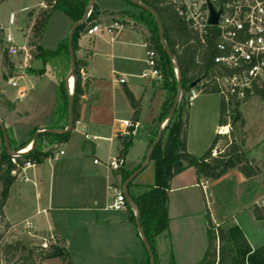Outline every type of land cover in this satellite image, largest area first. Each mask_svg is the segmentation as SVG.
Returning <instances> with one entry per match:
<instances>
[{
  "label": "trees",
  "instance_id": "16d2710c",
  "mask_svg": "<svg viewBox=\"0 0 264 264\" xmlns=\"http://www.w3.org/2000/svg\"><path fill=\"white\" fill-rule=\"evenodd\" d=\"M124 1L140 12V20L147 28V35L134 24L129 25L127 22H121V24L140 31L146 46L153 49L158 56L157 69L162 79L160 88L164 91L165 96L160 112L157 118L152 120V123L158 125L165 120L176 98V94L180 90V97L174 113L164 126L160 141L153 147L149 155V159L154 162L153 185L146 187L138 194L128 193L133 206L138 212L139 223L145 241V245L142 244L145 248L147 259L143 264H149L150 256L153 257L154 264H159L160 259L156 252V239L168 228L169 184L174 176L180 174L186 168H192L198 184L201 181L217 180L231 170H236L243 178L250 179L259 175L260 169L254 164L252 159L247 157L246 152L243 150V140L234 138L232 132H228L227 136H221L216 133L207 151L199 157L187 153V116L192 82L198 79L201 80L199 85L196 86V90L200 94L219 95L217 127L229 126L226 121V114L236 113V107L240 102L234 97H228L227 101H225L223 96L219 94L214 75L223 73V69L213 62V58L216 55L214 48L216 39H211L207 46L193 42L192 34L186 29L184 23L167 0H137L141 4L151 7L160 20L164 40L173 55V61L178 70L179 82H177L172 63L159 44L157 28L152 15L131 2ZM89 2L90 0H42L43 6L38 7L35 14L30 11L26 15L28 19H33L31 30L34 40L29 42L30 58L40 61L43 65H48L58 79L59 104L56 113H59L65 120L67 119L68 95L64 88V78L69 71L67 40L66 38L61 40L53 51L41 48L39 42L53 12L65 15L72 25L81 20ZM96 6L95 3L86 22L79 26L73 34L72 49L74 57L80 35L94 25L92 22ZM53 61L60 62L52 64ZM85 66L86 63L83 60L75 57L72 92L73 123L70 131L65 134L40 133L35 137L31 149L14 157L7 155L2 132H0L1 219H4L3 208L6 205L9 190L24 168L25 163L29 162L33 165H39L51 159L57 146L64 143L73 130L78 118L79 98L86 89V81L80 73ZM10 69H13L11 63L5 62L3 65L4 78L7 77L5 73ZM25 72L30 75H40L42 70L33 72L30 69H26ZM252 91V95L264 99V85L253 87ZM124 95L133 112L132 121L135 123L140 111V103L127 89L124 90ZM61 129L63 130L64 127ZM158 130L157 128L156 133L150 138L148 147L155 140ZM35 133L33 132L26 144L13 148L14 142L10 138V132L5 129L8 148L13 152L24 149L31 143ZM223 140L222 148L218 151L215 150L217 143ZM116 141L118 144L116 159L123 161L128 149L131 147L132 134L130 132L125 135L118 134ZM213 152H215V155H212ZM132 173L133 171L124 172L117 170L113 176L115 178L120 176V183H124ZM130 185L131 182L127 188ZM128 210V221L134 225L135 217L129 207ZM252 213L255 220L264 218L263 212L255 204L252 205ZM205 220L206 249L201 260L194 264H228L232 252L225 245L229 241H231V244L234 245L236 252L241 257L248 258L249 263L247 264H264V243L252 251L238 227H230L228 230H224L219 226H215L211 221L208 210L205 211ZM9 226L11 227L9 223H6V227ZM44 260H57L60 263L71 264L66 248L62 241L58 239H55V243L49 245L46 250H42L40 246H33L29 249L20 240L0 246V264H41V261ZM166 264H174V262L170 259Z\"/></svg>",
  "mask_w": 264,
  "mask_h": 264
},
{
  "label": "rangeland",
  "instance_id": "374dc122",
  "mask_svg": "<svg viewBox=\"0 0 264 264\" xmlns=\"http://www.w3.org/2000/svg\"><path fill=\"white\" fill-rule=\"evenodd\" d=\"M40 2H42V0H0V117H3V114L7 113L11 104L14 105L11 100L13 98V89L7 86L4 81L6 78L12 76L14 71L11 69L7 71L5 73L7 77L4 78L3 65L5 62L11 63V61H18L17 63L19 64L21 60L19 57L17 59L7 57L5 54L4 37L10 34L17 45L24 44L25 39L23 37H27L26 47H29V42L34 40L31 30L32 25L30 26L33 19L31 18L28 20L26 13L31 10L33 14H35L38 9L36 7L39 6ZM98 4L104 7L103 9L113 11V15L118 17H120L119 13L113 10V4H118L121 9L124 8L129 10L133 13V15L130 16L133 24L138 26L143 33L147 35V28L140 20V12L132 5L122 0H100ZM10 14L14 15V24L11 26L8 25ZM102 25L103 24H100L99 26L101 27ZM69 27L70 20L65 15L59 12H53L45 27L40 45L45 49L54 50L58 41L66 37ZM31 60V62L34 61V59ZM57 62L60 61H53L52 64H56ZM30 70L33 72L37 71L33 66ZM155 80L154 82L160 87L162 79L159 78ZM55 84L54 79H50V83L46 85L43 95L38 91L37 85H33V89L28 95V98L19 105V107H27L28 115L17 117L10 123L14 139L18 144L28 140L32 131V126L36 121L47 118L49 114L47 110L53 102V91L56 88ZM3 93L8 94L11 99ZM156 102L157 100L155 103ZM218 104V94L196 93V96L190 99L186 136V150L190 155L199 157L204 154L211 145L217 129ZM145 109L146 107L143 106L137 127L133 132L132 146L128 150L125 160H123V164L120 167L124 172H135L145 161L148 149V140L146 136L150 127L146 119L147 109ZM127 120H130V118H127ZM163 121L153 126L150 138L156 133L157 128H160ZM226 121L229 125L228 132H232L234 138L243 140V150L246 152L247 157L252 159L254 164L260 169L262 173L261 180L264 182V99L250 94L246 95V98L240 101L239 105L236 107V113L226 114ZM78 138L80 145L84 142V139L83 137ZM88 142L90 144L100 143L101 147L94 156H87L88 159L86 157V159L84 157L78 159L77 163L69 165L70 168L67 166L66 169L69 172L70 180H73V178L77 179L84 167L90 170H103L105 168L103 165H93V160H97L101 164L108 163L107 142L91 141V137H89ZM223 143L224 140L219 141L215 150H220ZM59 149L65 151L66 154L64 158H75L74 147H69L68 143L62 144ZM17 152H21V150ZM56 154H58V152H56ZM111 157L113 159L116 158L114 154H112ZM50 164H52L51 178H49L50 170L48 165L45 164L41 167L44 174H42L43 177L40 189L34 186L35 180L30 172L20 174L10 188L6 205L3 208L4 219L0 218V246L5 243H12L16 240H20L30 249L33 246H40L42 241H46L53 234H57L59 238L65 242L70 260L74 264H137L145 261L146 251L140 239L130 242L129 244L121 242L118 246H113L111 242H100V245L97 244V233L93 232L91 234V231L79 225V222L87 219V215H84L80 210L74 208L76 203H74L72 195L71 199L66 201L67 207L59 208L61 202L56 198L59 167L55 159V154L52 159H50ZM105 169L111 171L108 167ZM153 183L154 162L149 159L145 168L131 181L128 191L130 194H133L135 191L137 193L153 185ZM217 184L218 183H214V187L211 186V184L209 185L208 191L212 193V204L209 208H214V199L220 203V207L224 206L227 202L228 208L224 212L225 215L228 216L230 223H232V216H235L239 211H244L246 206H250L253 200L263 193L256 190L257 179L249 181L247 185H242L236 182L234 177L230 176L226 180L221 181L218 185ZM243 186L247 188L244 192L242 191ZM222 188L226 190L224 191ZM98 190H100L98 194L99 199L96 202V209L98 210H103L104 207L108 209L107 206L112 204L115 195L120 191H118V189L108 190L106 186L103 184L101 185V183L98 186ZM198 190L197 192L201 194L200 189ZM215 190L216 192L217 190L221 191V195L215 193ZM37 194L41 197L40 202L38 200L39 198H37ZM48 196L52 197V202L49 206L47 205ZM202 202L204 205V215L201 216V219H195L193 225L185 221H179V223H177L180 231L179 237L181 244L185 247L182 249L179 256V262L181 263H193L194 261H198L197 259H199L200 253H203L204 249H206L205 211H207V209L203 197ZM43 209L44 213L41 212ZM250 210L252 213V205ZM262 212L264 211L262 210ZM107 213L112 216L121 217L128 213V209L125 208L120 211L109 209ZM6 223H9L11 227H6ZM28 224L31 225V229L26 228ZM246 224L247 223H245V231H247V233H254L257 231V233L260 232V236H264V221L257 225L258 227H254L256 230ZM225 229L228 230L229 228ZM225 246L232 252L228 264L249 263L247 257H241L236 252L231 241L227 242ZM188 250H190V254H188ZM77 251H80L82 254ZM41 262V264H65L57 260H44ZM159 264L166 263L159 260Z\"/></svg>",
  "mask_w": 264,
  "mask_h": 264
},
{
  "label": "crops",
  "instance_id": "0c3cea01",
  "mask_svg": "<svg viewBox=\"0 0 264 264\" xmlns=\"http://www.w3.org/2000/svg\"><path fill=\"white\" fill-rule=\"evenodd\" d=\"M99 1L100 0H97L96 2L97 6L95 9V14L92 23L98 26L100 24H103L101 27H99L104 28L109 26L113 22H118L121 25V29L114 33L111 38L104 34L91 38L86 37L84 36V34H82L78 39L75 57L77 59L83 60L86 63V66L82 70V77L86 81V89L79 98V111L75 126L71 131L68 139L64 143H62H68L69 147H74L75 158H64L66 154L65 151L59 149L62 144L57 146L56 150L53 153V155L55 154V159L59 167L56 198L59 202H61L59 208H65L67 207L66 201H69L72 195V199H74V203H76V205H74V208L76 210H80L82 213H84V215H87V219L79 222V225L91 231V234L93 232L97 233V244H99L100 242H111L113 246H118L121 244V242L129 244L130 242L140 239L136 232L135 226L128 221L129 210L126 215H123L121 217L112 216L107 213L111 205L107 206L108 209L104 207L103 210H98L96 209V202L99 199L98 194L100 190H98V186L100 183L101 185L103 184L104 186H106V189L108 190L118 189V191H120L117 192V194L120 192L122 193L123 183H120V176L115 178L113 175L116 171H109L105 169L106 166L103 165L105 167L103 170H90L84 167V169L81 170V173L79 174V177H77V179L73 178V180H70V175L66 168L67 166L69 167V165L73 163H77L78 159H82L83 157H86L88 159L87 156H94V154L100 149L101 144L98 142V144H90L88 142L89 137H91V141L107 142L108 162L113 159L111 157L112 154H114L116 157L118 151L116 136L118 134L125 135L124 129L120 125V121L127 120V118H130V120L128 121L133 122V112L124 95L125 89L130 91L134 98L140 103V111L135 122L136 127L143 106H145L147 109H145L146 119L150 127L146 138L149 144L151 130L155 125V123H152V120L157 118L165 95L164 91L154 82L156 81L155 79L141 77L143 72L146 70L144 55L145 43L143 41L142 34L140 33V31H137L130 26H123L121 24V22H127L129 25H132L133 22L130 19V15H133V13H131L127 9H121L118 4H113V10L118 12L120 17L114 16L113 11L103 9L104 7L99 6ZM42 6V2H40L38 7ZM31 25L32 23H30V26ZM23 38L25 39V43L18 46H26L27 37ZM61 40L63 39H60L58 43ZM41 48L43 47L41 46ZM45 50L53 51L49 49ZM31 61L32 60L30 59L28 62V69H32L33 66V68L36 70H42V73L40 75H30L27 73L25 74L24 79L28 84V91L25 97L17 100L15 98L14 90L12 93V99L8 94L3 93L7 95V97H9L14 103V105L11 104L9 106V110L7 111V113L3 114V117H0V123L3 125L4 129L10 132V138L14 142L13 148H18L21 145L26 144L30 140V137L33 132L47 130L51 128V130L60 131L63 127L65 129L67 124V119L65 120L59 113H56L59 104L58 79L56 78L55 74L52 72L48 65H43L38 60H34L33 62ZM11 65H17V61H11ZM50 79H54L56 83V88L53 91V102L47 110L49 114L47 118L36 121V123L32 126V131L27 141L18 144L14 139L10 123L17 117L28 115L27 107H19V105L22 104L23 101L28 98V95L33 89V85H37L38 91L43 95L45 93L46 85L50 83ZM120 79L124 80L123 84L119 82ZM4 81L6 82V80ZM156 100L157 102L155 103ZM78 137H83L84 139V142L80 145ZM31 144L32 141L29 145L31 146ZM24 149H22L21 152H23ZM60 151L63 152V155H59ZM56 152H58V154H56ZM45 164L49 167V178H51L52 164H50V159L44 161L42 164L39 165L32 164L28 168L25 167L22 169L20 174L30 172L31 176L36 182H34V186L40 189L43 177L42 174H44L42 172L41 167ZM93 165L96 164H94L93 162ZM261 175L262 173L260 172L259 175L255 177L245 179L239 172L231 170L218 180L209 181V185L211 184V186L214 187V183L219 184L221 181L226 180L230 176L234 177L236 182L242 185H247L249 181L257 179L256 190L258 192L263 193L258 198L253 200V202L251 203V205H253L264 195V182L261 180ZM128 188L127 191L129 190ZM169 188V199L167 205L168 228L167 231L157 237L156 252L159 256V259L161 261H164V263H168L169 260L172 259L174 264H194L201 260L205 249L203 253H200L199 259H197L198 261H194L193 263L179 262L180 253L185 247L181 244V240L179 237L180 231L179 227L177 226V223H179V221H185L193 225V221L195 219H201V216L204 215V205L202 202L201 194L197 192L199 191V187L197 184V178L194 173V170L192 168H186L183 172L174 176L170 181ZM222 189H224V191L226 190L225 188ZM246 189L247 188H245V186L242 187L243 192ZM142 191H138L137 193L135 191L133 194H138ZM215 193L221 195V191L217 190L216 192L215 190ZM37 198H39L38 200L40 202L41 197H39L38 195ZM51 202L52 197L48 196L47 205L49 206ZM226 203L224 204V206L220 207V203H218L215 199L213 200L214 208H210L208 211L212 223L215 226H219L224 230H226L225 228L238 227L242 231L252 251L262 245L264 243V236H260V232L257 233V231L254 233H247V231H245V223H247L252 228L258 227L257 225L263 222L264 218L262 220H255L253 214L251 213L250 205L246 206L244 211H239L238 213H236L235 216H232V223H230V220H228V216H226L224 212L228 208V204ZM134 208L131 206L129 209L135 217ZM41 212L44 213V209ZM27 229H31V227ZM254 230L256 229L254 228ZM50 237L62 241L64 247L66 248L65 242L60 239L57 234H53ZM77 252L81 253L80 251ZM187 252L188 254H190V250H188ZM145 262L146 260L137 264H143ZM71 264L74 263L71 262Z\"/></svg>",
  "mask_w": 264,
  "mask_h": 264
},
{
  "label": "built area",
  "instance_id": "2783aa9c",
  "mask_svg": "<svg viewBox=\"0 0 264 264\" xmlns=\"http://www.w3.org/2000/svg\"><path fill=\"white\" fill-rule=\"evenodd\" d=\"M215 8V11L221 9L218 22L215 26L207 23L208 9L206 0H167L173 7L175 13L184 23L186 29L192 34L193 42L202 46H207L211 39H216L213 58L215 65L223 69V73L214 75V80L219 88V94L227 101L228 97H234L238 101L246 98V95H252L253 87L264 85V0H208ZM14 24V15L10 14L8 25ZM121 29L118 22H113L107 27L100 28L98 25L90 26L84 36L95 37L102 34L111 38L114 33ZM5 53L8 58H21L20 63L13 67L14 74L6 79V84L15 92L17 100L25 97L28 91V84L24 79L25 70L28 69V62L31 59L29 47L18 46L10 34L4 37ZM144 55L146 70L143 72V78L159 79L160 73L157 69V53L144 44ZM22 54V55H21ZM18 62V61H17ZM172 66L175 73V65ZM83 75L82 70L80 71ZM176 76V73H175ZM121 84L124 83L120 79ZM199 85V84H198ZM198 91L196 87L190 90L189 99L196 96ZM120 125L124 129V134L129 132L133 134L136 123L123 120ZM228 127H218L217 134L221 136L228 135ZM59 155H63L60 151ZM212 155H215L213 152ZM94 164L104 165L112 171H117L123 164L122 160L111 159L107 164H101L97 160ZM32 164L26 162L25 167ZM206 209L212 204V193L209 192V181L198 183ZM255 206L264 210V196L256 201ZM130 208L123 194L118 193L110 209L120 211ZM28 224L26 228H30ZM54 238L42 241L40 248L46 250L49 245L54 244Z\"/></svg>",
  "mask_w": 264,
  "mask_h": 264
},
{
  "label": "water",
  "instance_id": "95a60500",
  "mask_svg": "<svg viewBox=\"0 0 264 264\" xmlns=\"http://www.w3.org/2000/svg\"><path fill=\"white\" fill-rule=\"evenodd\" d=\"M127 1L131 2L132 4L136 5L137 7L141 8V9H144V10L148 11L152 15L153 20H154V22L156 24V28H157L159 44H160L163 52L167 56V58L171 62L174 63V61H173V55H172L170 49L168 48V46L166 45V42H165L164 36H163L162 26H161L160 20L157 17L155 11L151 7L141 4L137 0H127ZM96 2H97V0H90V2L88 4V7L84 11V14H83L81 20L73 23L70 26L69 31H68L67 36H66V40H67V51H68V56H69V71H68L66 77L64 78V88L66 90V93L68 94L67 124H66V127H65V129L60 130V131H54V130H51V129L37 131L35 133L34 138L32 139V147H33V144H34V141H35V137L38 134H40V133H61V134H65L68 131H70V129L72 127V123H73V119H72V116H73V111H72V94H71L72 93V90L69 88V80H72V83H73V74H74V66H75V57H74V53H73V49H72V39H73V34H74L75 30L79 26H82L86 22L89 14L91 12L92 6ZM206 6H207V9H208V19H207V23L210 26H215L217 24V22H218V17H219V15L221 13V9L218 10V11H215V8L211 5V3L208 0H206ZM174 65H175V63H174ZM175 73H176V80H177V82H179V75H178V70H177L176 66H175ZM200 81L201 80L198 79V80H195L194 82H192L191 85H190V88L191 89L195 88L200 83ZM179 97H180V90H178V92H177L176 98H175V100L173 102V105H172L171 109L169 110V112H168V114L166 116V119L163 121L162 125L159 128L155 140L153 141V143L147 149L145 161L139 167V169H137L135 172H133L125 180V182L122 185V193H123V196H124L127 204L131 205L133 208H134V206H133V204L131 202V199L129 197V194H128V191H127V186L134 179V177L140 171H142L145 168V166L149 162L150 152L153 149V147L160 141L161 134H162V130H163L164 126L167 124V121L172 117V115L174 113V110H175V107L177 105V102H178ZM0 130L2 132V138H3L4 146L6 148L7 155H9L11 157H14V156L23 154V153H20V152H13V151H10L9 150L8 143H7V137H6V134H5V129H4V127H3V125L1 123H0ZM134 226H135L136 232H137V234H138L141 242L145 245L143 233H142L141 226H140V223H139L138 212H137L136 209H135V222H134ZM149 262H150V264H154V260H153V257L152 256H150Z\"/></svg>",
  "mask_w": 264,
  "mask_h": 264
},
{
  "label": "bare ground",
  "instance_id": "6f19581e",
  "mask_svg": "<svg viewBox=\"0 0 264 264\" xmlns=\"http://www.w3.org/2000/svg\"><path fill=\"white\" fill-rule=\"evenodd\" d=\"M69 88L72 90V80H69ZM31 148H32V144H31V146L29 145V146L25 147L23 152H20V153H25L26 151H28Z\"/></svg>",
  "mask_w": 264,
  "mask_h": 264
}]
</instances>
